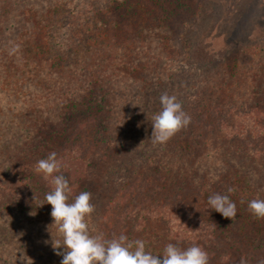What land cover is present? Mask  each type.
Segmentation results:
<instances>
[{"label":"trees","instance_id":"trees-1","mask_svg":"<svg viewBox=\"0 0 264 264\" xmlns=\"http://www.w3.org/2000/svg\"><path fill=\"white\" fill-rule=\"evenodd\" d=\"M202 2L0 0V264H61L53 177L35 171L51 152L69 202L92 194V234L264 264V219L247 207L264 200V34L187 63L181 36ZM164 93L191 122L154 145ZM217 193L235 202L233 221L210 209Z\"/></svg>","mask_w":264,"mask_h":264},{"label":"clouds","instance_id":"clouds-1","mask_svg":"<svg viewBox=\"0 0 264 264\" xmlns=\"http://www.w3.org/2000/svg\"><path fill=\"white\" fill-rule=\"evenodd\" d=\"M160 104V111L151 120L150 139L154 145L166 144L191 122L175 95L162 94ZM60 167L57 154L51 152L46 159L37 162L35 171L45 180L53 177L54 187L45 195V203L52 206L53 222L50 226L56 228L57 238L51 234V244L56 255H62L61 264H209L208 253L196 245L181 249L169 243L163 253L157 255L146 251V243L140 239L128 242L123 234L111 239H105L101 233L92 234L87 223V217L94 212V205L90 202L92 194L82 191L69 202L68 179L63 174L53 176ZM233 191L228 189L229 193ZM208 204L224 218L232 221L236 218V204L229 195L214 194L208 198ZM247 207L254 219H264V200L252 199Z\"/></svg>","mask_w":264,"mask_h":264},{"label":"rangeland","instance_id":"rangeland-1","mask_svg":"<svg viewBox=\"0 0 264 264\" xmlns=\"http://www.w3.org/2000/svg\"><path fill=\"white\" fill-rule=\"evenodd\" d=\"M263 34L264 0H203L196 20L185 28L181 41L189 63L190 54L198 47L208 56H216Z\"/></svg>","mask_w":264,"mask_h":264}]
</instances>
